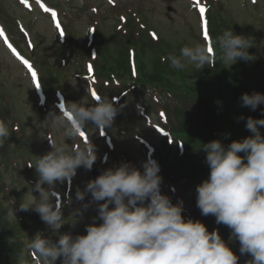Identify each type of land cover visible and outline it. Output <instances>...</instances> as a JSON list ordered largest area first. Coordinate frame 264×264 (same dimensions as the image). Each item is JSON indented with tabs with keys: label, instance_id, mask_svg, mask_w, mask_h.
Segmentation results:
<instances>
[{
	"label": "rangeland",
	"instance_id": "rangeland-1",
	"mask_svg": "<svg viewBox=\"0 0 264 264\" xmlns=\"http://www.w3.org/2000/svg\"><path fill=\"white\" fill-rule=\"evenodd\" d=\"M45 1L50 6L57 7L61 14V24L65 29L63 33L57 34L50 8L41 12L36 3L26 8L14 0H0V18L5 19L17 47L28 59H31L29 61L36 71V82L40 89L50 90L49 98L48 96L46 98L48 101L42 104L35 94L30 75L0 43V119L5 121L10 131V137L1 150L12 152V160L10 162L5 160L0 167V207L6 211L7 219L13 226L15 234L24 233L22 234L24 247L19 264H35V258L28 245L38 233L56 241L59 235L65 232L73 237L86 235L87 225L102 222L94 221L93 218L98 216V204L104 201H92L90 193L85 195L83 201L76 198L77 190L85 191L87 183L94 180L91 175L93 168L99 166L104 170L115 169L126 162L142 171L143 162L153 159L154 156L150 146L159 148L158 154H165L169 160L176 153L175 147L172 146L174 143H171L173 139L171 135L168 140L167 129L160 127L159 131L157 130V125L167 124L166 114L172 116L174 113L172 106L175 103L172 104V99L166 98L165 94L161 95L162 101L170 102L169 110H165L166 112L163 110L161 113L160 106L163 104L161 99L156 103L148 102L149 99L146 97L148 93L151 94L152 89H144L148 85H154L155 82L144 80L143 77L141 85L131 89L135 83L132 81L140 74L141 63L145 75L160 73L154 65L159 67L168 64L165 57L169 53L179 55L181 47L196 43L206 42L209 47H213L215 38L222 35L225 30L231 29L235 34L253 41L252 47L248 49L252 59L238 60L231 66L221 62V67L216 73L208 72L210 66L198 70L194 65L189 64L184 69L186 83L191 85L193 90L199 91L204 99H208L213 105L222 109V117L218 119L220 124L218 129L224 128L225 133L231 138H237L238 133L242 131L243 119L230 91L222 84L216 86L222 75L225 72L231 73V76H235L236 81L245 87L249 95L254 92L264 94V0H106L107 2L84 0L83 6L80 5L79 0ZM200 2L206 6L203 7L205 18L202 21H200L202 15L199 11ZM133 15L145 19L138 21L137 18H133L132 21ZM124 17L128 19L126 24ZM0 28L5 33V27L0 24ZM137 32L139 37H136ZM127 36L132 43L124 42ZM68 37L71 38L70 42ZM216 48L218 51V46ZM128 55L132 58L130 63L135 76L133 73H127L128 68H126L124 70L127 72L120 73L123 76L117 77L125 83L123 88L129 89V96L133 97L137 94L146 100L144 103L148 109L145 112L148 115L137 114L130 97L127 99L125 97L117 101L118 116L115 117L112 126L105 128L110 136L108 142L99 138L97 127L92 123L83 129L85 135L75 138L66 137L65 127L54 125L50 119L52 113L61 114L56 104L54 105L55 92L59 90L60 93H68L69 100H65V104L83 101L90 106L94 103L90 89L95 94L98 92L96 87H89L90 82L88 84L82 79L85 62H93L96 66L94 68L102 70L109 68L108 62L115 60L121 62V59L129 57ZM187 69L191 71V77ZM106 74L115 76L117 72ZM211 80L214 87L209 85ZM173 82L177 86L176 80ZM103 95L108 98L110 96L109 99L112 95L115 96L110 91ZM174 95L178 94L175 92ZM184 99L188 103H176L177 107L184 106L188 109L195 103V99ZM259 107L264 115V104ZM191 121L195 126L198 121L196 112L191 114ZM162 136L168 141L169 150H166ZM50 139L57 144L66 143L69 147H81L85 142L90 141L96 147L97 155L92 169L78 168L75 176L70 178L69 186H65L67 180L65 183L55 184L54 191L62 195L60 203L63 204L62 211L65 218V224L58 233L46 225L34 210L19 209L22 202L31 198V191L33 196H39L34 190L39 179L35 165L37 158L52 151ZM166 172L164 173L170 174L168 169ZM43 187L48 186L45 184ZM57 201L53 198V203ZM85 204L89 206L84 208ZM10 209L14 210L15 217L9 214ZM18 215L22 218V228L19 226ZM61 260L62 257L58 258L57 264H61Z\"/></svg>",
	"mask_w": 264,
	"mask_h": 264
},
{
	"label": "clouds",
	"instance_id": "clouds-1",
	"mask_svg": "<svg viewBox=\"0 0 264 264\" xmlns=\"http://www.w3.org/2000/svg\"><path fill=\"white\" fill-rule=\"evenodd\" d=\"M79 3L83 6L84 0ZM252 44L249 38L229 29L215 38L213 47L206 42L184 45L179 55L169 53L165 60L177 71L189 64L198 70L214 67L218 46L219 60L231 66L238 60L252 59L248 52ZM240 99L252 110L264 104V94L259 92L245 93ZM94 101L90 106L83 101L67 103L63 106L66 111L52 113L50 119L54 125L65 127L68 138L81 136L89 123L110 128L118 113L114 101L99 95ZM245 126L253 135L227 147L218 139L201 145L210 174L196 187V203L202 215H213L217 224L231 230L232 237L240 242L241 255L252 257L247 264H264V135L259 130L264 119L249 117ZM9 137V127L0 119V147ZM49 142L52 151L37 158L35 165L39 179L34 190L39 196L31 191V198L19 209L34 210L58 233L65 218L63 204L53 203L54 186L75 176L80 167L91 170L97 155L90 141L81 147L57 144L52 139ZM142 169L121 163L88 182L85 191L77 190L78 200L83 201L90 193L92 201H104L98 204V216L93 218L102 222L87 225L86 235L65 233L56 241L38 233L28 245L35 264H57L61 257V264H238L239 257L217 230L209 232L199 220H185L182 202L173 204L161 194L157 161L146 160ZM9 214L15 217L14 210Z\"/></svg>",
	"mask_w": 264,
	"mask_h": 264
},
{
	"label": "trees",
	"instance_id": "trees-1",
	"mask_svg": "<svg viewBox=\"0 0 264 264\" xmlns=\"http://www.w3.org/2000/svg\"><path fill=\"white\" fill-rule=\"evenodd\" d=\"M216 55L217 60L215 63V69H208L209 73H216L221 67V61L218 58L219 52ZM107 65L109 66V70L111 68L112 72L125 73L127 72L126 70H124L126 68H128L129 72L127 61L122 59L121 62L119 60H115L112 62H108ZM116 66H119L120 68H117ZM141 66L142 67L139 69L140 74H138L140 79L143 77L144 80H150V82H161L164 87H168V84L174 85L173 80H176L180 82L179 84L181 88H184V92L188 93L189 95H195L194 93L195 91H197L193 90L191 85L186 83V77L184 76L185 70L177 71L176 69H173L168 66V64L159 67L154 65L160 70V73L153 74L149 71L151 74H148L147 76L143 71V63H141ZM187 72L191 77V71H188L187 69ZM172 77L174 78L173 80L171 79ZM236 80L237 78L235 76L232 77L231 73L225 72L222 75L220 81H218V83L216 84V86L222 84L228 90H230L234 100L236 101L241 111L243 119L242 131L239 134V138H237L236 140L239 141L253 135V133L246 129L245 125L247 119L249 117L253 119H264V115L262 114V111L259 106L255 110H252L250 107L242 105L240 98L243 94L247 93L248 91L245 89V87H242V85ZM197 84L199 83L197 82ZM197 84L195 83V85ZM172 85L171 89L175 90L176 88ZM209 85H213L212 80ZM214 86L215 85H213V87ZM185 103H187V101H185ZM201 105L204 111L200 112V114L197 116L198 121L196 122L195 126H193V123L191 121V114H193L192 110L194 108L193 104L192 108H183L182 110L176 108L173 111L174 113L172 121L174 122L170 123L172 128H174V130H172V133H176L180 137L184 138L183 144L185 150H182L181 152L177 151L176 149V153L172 156L170 160L167 157L158 153L156 155L160 165V173L165 172L164 169H168V171L172 175L170 177V174H167V177L170 180L180 181L183 179L185 181L184 183L187 184L189 188L193 189H196L197 185L201 184L204 180L208 179L210 174V168L206 163V153L203 151L201 145L217 139L221 141L223 140L224 146L226 145V143L229 144V141L226 138L224 139V135L219 132L221 129H218V119L220 110L216 106H213V104L208 105L203 103ZM200 109L198 110L200 111ZM259 130L261 134L264 135V127H260ZM240 155L243 156L244 154L242 153ZM196 200H194V198L190 195L185 197V202L188 203V206L191 207L192 210L190 219L199 220L200 222L204 223L209 232L217 230L221 238L239 257L238 264H247V262L250 261L252 257L248 254L241 255L239 251L240 242L238 241V239L232 237L231 230L224 224H217L216 218L213 215H202L201 210L197 207ZM16 237L17 236L14 232V228L10 225V222L7 219L6 211L0 207V264H18V260L21 253V243L18 239H16Z\"/></svg>",
	"mask_w": 264,
	"mask_h": 264
},
{
	"label": "snow or ice",
	"instance_id": "snow-or-ice-1",
	"mask_svg": "<svg viewBox=\"0 0 264 264\" xmlns=\"http://www.w3.org/2000/svg\"><path fill=\"white\" fill-rule=\"evenodd\" d=\"M22 2L26 4L27 3V0H22ZM199 11L203 15L204 12H205V9L203 7H200ZM53 16H55V13H53ZM57 27L60 28V25L57 24ZM0 35H3V31L2 30H0ZM207 35H208V32L206 31L205 32V36L207 37ZM25 64H27V61H25ZM32 77H33V80L34 81L37 79V74L34 71L32 72ZM93 95H95V93ZM83 135H84V133L82 132L81 133V136H83Z\"/></svg>",
	"mask_w": 264,
	"mask_h": 264
},
{
	"label": "water",
	"instance_id": "water-1",
	"mask_svg": "<svg viewBox=\"0 0 264 264\" xmlns=\"http://www.w3.org/2000/svg\"><path fill=\"white\" fill-rule=\"evenodd\" d=\"M94 173L96 174V176L101 175V173H99V172H97V171H95Z\"/></svg>",
	"mask_w": 264,
	"mask_h": 264
}]
</instances>
